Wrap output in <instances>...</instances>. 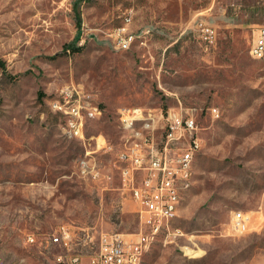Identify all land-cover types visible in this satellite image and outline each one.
<instances>
[{
  "label": "rangeland",
  "instance_id": "obj_1",
  "mask_svg": "<svg viewBox=\"0 0 264 264\" xmlns=\"http://www.w3.org/2000/svg\"><path fill=\"white\" fill-rule=\"evenodd\" d=\"M127 15L137 38L124 50L114 33ZM258 24L264 0H0V264H91L103 235L149 231L121 189L117 152L142 126L124 127L125 110L154 124L161 111L188 112L202 145L178 216L138 264H264ZM64 90L102 109L81 138L52 107ZM236 210L253 216L244 233L232 230ZM63 229L67 245L48 241Z\"/></svg>",
  "mask_w": 264,
  "mask_h": 264
},
{
  "label": "built area",
  "instance_id": "obj_2",
  "mask_svg": "<svg viewBox=\"0 0 264 264\" xmlns=\"http://www.w3.org/2000/svg\"><path fill=\"white\" fill-rule=\"evenodd\" d=\"M126 26L119 27L114 33L117 46L127 50L137 38L129 31L128 25L131 16L125 17ZM207 39L214 38L215 31L210 27L204 28ZM264 39V24H258L252 31V45L250 55L261 53ZM78 92V91H76ZM72 90H64L58 98L53 101L52 107L66 119V130L75 137L81 138L84 134L87 119L98 117L102 109L98 104L82 102L81 99L73 97ZM215 116H219L218 109H212ZM158 118V117H157ZM153 117L142 114L140 110H125L121 121L124 127L135 130V123L142 122L140 132L131 134V141L124 150L117 152L120 175L122 178V192L126 198L136 205V211L140 220L144 223L146 230L136 234L111 233L101 238L100 250L91 259V264H136L143 252L149 246V238L155 234L159 220L166 218L172 209L179 189L185 185V168L187 159L197 155L200 151L201 136L199 125L195 117L188 112H160L157 123L152 122ZM96 141L98 148L111 150L110 143ZM89 153V152H88ZM88 160L82 159L80 163L81 172L84 177L98 179L100 171L93 169ZM253 223L250 212L236 210L231 217L232 230L244 233L249 230ZM69 233L66 229L61 234H53L49 240L53 243L64 242ZM28 242H35L34 233L27 235ZM79 256L72 257L69 261L78 263Z\"/></svg>",
  "mask_w": 264,
  "mask_h": 264
},
{
  "label": "bare ground",
  "instance_id": "obj_3",
  "mask_svg": "<svg viewBox=\"0 0 264 264\" xmlns=\"http://www.w3.org/2000/svg\"><path fill=\"white\" fill-rule=\"evenodd\" d=\"M252 56H254L255 58H258V59H264V39H263V46L261 48V53H254ZM193 162H194V155H192L191 159H187L186 168H185V179H186L185 185L179 189V194L177 195L175 202H172V209H175V212H168L166 214V218H161V220H159L158 226H157V228H155V234L154 235H156L162 227H164L165 225H168L170 220H172L178 216L179 207H180L183 195L190 188L191 183H192ZM154 235H152V237H154ZM151 238H149V243H150ZM140 260H141V258H140ZM140 260L137 261L136 264H138L140 262Z\"/></svg>",
  "mask_w": 264,
  "mask_h": 264
}]
</instances>
